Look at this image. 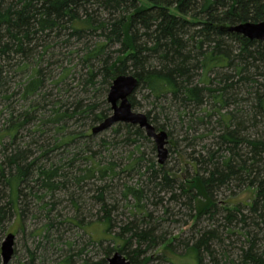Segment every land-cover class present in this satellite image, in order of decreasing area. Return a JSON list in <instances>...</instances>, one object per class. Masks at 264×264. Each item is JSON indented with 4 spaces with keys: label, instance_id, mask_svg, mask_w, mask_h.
Returning <instances> with one entry per match:
<instances>
[{
    "label": "trees",
    "instance_id": "16d2710c",
    "mask_svg": "<svg viewBox=\"0 0 264 264\" xmlns=\"http://www.w3.org/2000/svg\"><path fill=\"white\" fill-rule=\"evenodd\" d=\"M263 21L264 0H0V98L8 113L0 129V237L6 224L21 213L26 198L42 200L39 192L67 191L73 181L84 180L67 170L62 160H50L52 153L84 138L70 132V123L86 121L93 132L112 113L109 106L100 110L98 103L86 104L81 98L66 103L53 99V90L65 88L69 93L68 78L78 69V74L86 72L78 78V86L95 93L105 94L118 76L132 75L139 82L136 92L145 91L157 110L166 111L168 102L187 130L204 127L213 147L194 159L200 170L186 180L172 179L164 165L157 169L152 163L145 172L139 171L138 186L125 185L123 200L127 204L133 200L142 222L138 226L130 222L117 237L112 236L111 217L117 207L107 201L109 186L99 187L96 200L104 213L105 231L78 254L75 243L66 244L68 255L61 264H107V258L117 252L134 264L133 254L144 246L145 251L165 245L166 250L175 249L174 242L158 236L157 226L149 227L153 216L148 205L153 196L162 203L159 194L164 191L175 202L185 201L195 221L193 244H185L189 257L203 264L207 256L219 264L215 248L224 244L220 228H226L230 236L248 237V221L257 228L264 225V45L222 27ZM59 46L63 52L57 55ZM61 59H69L70 64L63 66ZM52 66L61 71L56 79ZM136 92L130 99L133 109L140 105ZM16 96L22 103L18 111L10 102ZM242 104L245 110L237 108ZM152 113H146L151 124L165 131ZM117 125L126 129L128 142L131 136L149 140L138 126ZM166 132L170 137L171 132ZM25 133L27 138L38 136L32 142L40 154L31 143L22 142ZM45 140H54L55 146L51 149ZM143 158L141 154L138 161ZM115 170L110 164L85 172L99 174L104 181ZM223 187L255 191L252 217L243 213L241 205L220 207L216 193ZM41 211H47L42 234L49 241L51 233L59 230L51 219L55 206L44 205ZM204 220L214 227L198 229ZM69 223L84 230L82 220ZM128 233L132 237L123 240ZM133 239L138 247L131 252ZM247 241L249 248L240 250L242 264H264L256 239ZM91 244L102 247L104 258L81 257Z\"/></svg>",
    "mask_w": 264,
    "mask_h": 264
},
{
    "label": "rangeland",
    "instance_id": "374dc122",
    "mask_svg": "<svg viewBox=\"0 0 264 264\" xmlns=\"http://www.w3.org/2000/svg\"><path fill=\"white\" fill-rule=\"evenodd\" d=\"M144 5L146 6L147 3ZM61 50L62 47L59 46L57 55L63 52ZM64 52H67V50H64ZM59 57L57 56L53 62L59 59ZM71 59L75 60V58ZM61 62L63 66L70 64L69 59L62 60ZM73 65H75V62L71 66ZM52 69H54L55 79L58 78L61 71L55 66H52ZM79 71L80 69H78L75 75H71L68 78L71 87L70 92L65 93V88L62 89V92L54 89L52 98L55 99L57 97L59 100H63L64 103L81 98L86 104L98 103L101 107L100 110H105L108 106L111 107L107 102L109 92L105 94L103 92L95 93L91 88L82 91L83 88L78 86V78L81 79V75L86 72L78 74ZM146 94L145 91L141 92L139 90L136 92L135 98L140 105L134 111L146 114L149 110H152V116H157L158 123L166 126L165 131L171 132L167 145L169 156L164 164V168L172 179L178 181L180 179L186 180L193 176L195 171L200 170L199 162L194 161V159L198 160L200 156H205L206 150L209 147H213L212 137H207L209 132L204 127L195 126L194 129L187 130L186 127H183L182 121L175 112V109L169 108L168 102L164 103L166 109L168 108L166 111L157 110L152 104L153 100L145 98ZM19 99L20 96H16L15 99L10 100L12 107L16 108L17 111L22 105ZM4 105L5 102L0 98V129L8 116ZM245 107L242 104L237 108L245 110ZM185 122L188 121L185 120ZM36 125L34 124L33 126ZM69 126L70 132L83 134L84 138L77 140V142L65 148L66 150L62 149L52 153L50 160L53 163L62 160L67 170L77 173L78 178L81 177L84 180L78 182L79 184L76 180L73 183L71 182L73 185L67 191H59L55 194L39 192L42 200L35 197H32V199L26 198L25 201L27 200V202L21 203V213L14 215V218L6 224L5 232L0 237V264H3L1 246L6 236L10 233L14 234L16 239L14 246L15 253L9 264H61L68 255L65 248L66 244L75 243L74 253L78 254L85 244L93 243L92 241L98 239V234H103L105 231V227L101 222L104 213L96 200L99 194V187L109 186V192L106 195L107 201L109 204L116 205L117 207L111 215L114 220L112 236L117 237L118 234H121L122 228L130 222H135L136 226L142 222V215L134 209L133 200L131 199V204H127L123 200V192L125 185L131 187L138 186L139 171L145 172V168L149 164H155L157 169L161 166L158 163V152L154 141L152 139L148 141L141 140L135 138V136H131L128 142L126 141L128 137H126V129L119 127V125H115L97 135L93 134L92 129H90L86 121L74 120ZM216 129L219 131V128ZM201 136H203L202 139ZM49 137L51 135L45 137V139ZM32 139L36 142L39 138L38 136L27 138L26 133L22 136V142H25V144L31 143L32 148L35 149L38 155L40 152L33 145ZM133 140H135V143ZM8 141L9 138L4 139L5 143ZM44 142L51 149L55 146L54 140H45ZM103 142H105L104 146ZM141 154L144 156L143 162L138 161V157ZM110 164L116 167L115 173L109 174L104 181L100 178L99 174L95 175L85 172L88 170L92 172L96 171L99 167L106 168ZM159 196L162 203H158V196H153L148 205L149 213L153 216L151 221L153 224H150L149 227L157 226L158 236H165L169 240V243L174 242L175 249L166 250L165 245L145 251L144 246L141 252L133 254L135 258L134 264H197L196 260L189 257V253L187 254L185 250V244L189 243V245H192L193 238L196 235V231H194L195 221L191 220L190 211L183 203L185 201L182 203L175 202L167 191L161 192ZM255 196V191L252 189L236 187L232 189L223 187L216 193V199L220 207L241 205V210L243 213H247V216H250V206L253 204ZM44 205L48 206V208L55 206L51 219L59 225V230L56 229L51 233L52 236L49 241L44 240V233L42 234L43 227L48 223L47 211H41V207ZM222 216L218 217L219 224L223 222ZM70 219L82 220L85 226L84 230L69 223ZM209 227H214L213 222L204 220L199 223L198 229L204 230ZM239 228L237 229L239 230ZM246 230L250 235L248 237H240V235L230 236L226 232V228H220L224 244L221 247L217 246L215 248L219 264H230V261L226 259L227 256L234 264H242V253L240 250L249 248L250 244L248 241L246 242L247 239L250 241L256 239L255 246L257 252L264 255V225L257 228L253 226V221H248ZM130 237H132V233L124 234L123 240H127ZM93 244L87 246L86 251H84L81 257L96 260L104 258L105 255L102 247L100 248L98 245ZM108 244L105 243L104 245L107 246ZM137 245L136 239H133L129 250L133 252L137 249ZM223 254L226 256H223ZM113 255L108 257L107 260L112 258ZM203 264H214V262L205 256Z\"/></svg>",
    "mask_w": 264,
    "mask_h": 264
},
{
    "label": "water",
    "instance_id": "95a60500",
    "mask_svg": "<svg viewBox=\"0 0 264 264\" xmlns=\"http://www.w3.org/2000/svg\"><path fill=\"white\" fill-rule=\"evenodd\" d=\"M222 28L228 32L242 35L248 40L262 42L264 45V21L260 23L247 22L236 26L226 25ZM138 85L137 78L132 75H121L113 80L107 98L112 108V114L93 129V134H100L117 124L138 126L144 130L149 139L154 141L158 152V163L164 165L169 156V150L167 149L169 135L166 131L157 130L146 114L134 111L130 99L136 92ZM15 239L14 234H9L2 243L3 264H9L14 256ZM108 264H131V262L127 257L117 252L108 260Z\"/></svg>",
    "mask_w": 264,
    "mask_h": 264
}]
</instances>
